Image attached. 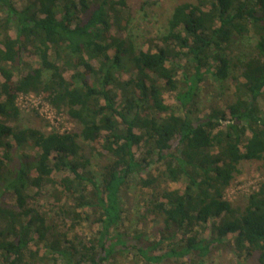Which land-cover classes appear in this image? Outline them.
Listing matches in <instances>:
<instances>
[{
    "label": "trees",
    "instance_id": "16d2710c",
    "mask_svg": "<svg viewBox=\"0 0 264 264\" xmlns=\"http://www.w3.org/2000/svg\"><path fill=\"white\" fill-rule=\"evenodd\" d=\"M126 9V0H0V264H123L130 255L207 264L230 246L264 264V182L243 208L226 198L243 162L264 161V0L176 5L146 51L129 35ZM239 45L251 47L243 58ZM233 69L242 79L233 101L202 115L200 85L222 86ZM20 95L77 128L21 129ZM160 179L181 188L157 190ZM132 180L152 189L139 220L161 218L157 238L126 233L121 194ZM48 197L54 218L38 202ZM83 224L95 228L89 241L69 240Z\"/></svg>",
    "mask_w": 264,
    "mask_h": 264
},
{
    "label": "rangeland",
    "instance_id": "374dc122",
    "mask_svg": "<svg viewBox=\"0 0 264 264\" xmlns=\"http://www.w3.org/2000/svg\"><path fill=\"white\" fill-rule=\"evenodd\" d=\"M15 5L19 7L20 0H13ZM196 0H126L127 9L124 10V14L131 15V25L129 35H131L132 41L135 43L137 50L146 51L150 49V41H154L156 38L163 35L167 27V21L170 17L173 8L176 5L182 3H195ZM116 8H119L117 6ZM252 45L253 40H249ZM251 47L249 45H239L234 49V54L238 58H243V54H248ZM153 51V50H152ZM237 78V80H233ZM124 80L128 79V75L122 76ZM209 78V77H208ZM204 81L200 85V97L198 101V107L200 113L203 115L206 112H210L213 108L225 110L226 105L233 101L235 84L242 79L239 75L238 69H233L230 77L222 86L211 80ZM1 80V79H0ZM166 102L171 104L175 101V94L164 93ZM36 101L35 97L29 96L28 100H21L18 102L20 115L18 118L17 126L21 129L32 128L41 130L43 132H50L56 130L59 133L71 132L77 128V125L67 118L64 114H52L50 112L42 113L32 108L33 102ZM261 108L264 110V102L261 101ZM45 112V111H44ZM46 114V115H45ZM37 115V117H36ZM47 116V118L45 117ZM47 124V126L45 125ZM27 158L34 157L36 150L25 152ZM84 154L92 160V163L100 165L104 161L100 158H93L89 148L84 149ZM156 173V170H153ZM264 178V161L263 162H243L240 166V174L231 183L226 191V198L230 203L243 208L246 205L249 192L257 185V183ZM156 189H180L181 186L177 184H164L160 179L156 184ZM151 188H141L136 180H132L129 188L121 194V200L124 210L125 225L124 228L127 234H131L134 228L143 230L150 238H157V232L162 227L161 218L145 217L139 220L145 211V200L147 196L152 192ZM64 199V198H62ZM6 202L13 205V200L7 198ZM39 204H43L41 211L46 212L49 218L56 216V211L52 208L53 199L48 197L43 201H38ZM51 204V205H49ZM136 220L140 224L136 223ZM61 231H67L69 225H59ZM94 227L83 224L76 229L68 232V239L80 241L86 244L91 238ZM35 250V247H31ZM42 253V250H41ZM40 253V254H41ZM234 252V247H224L211 256L207 264H258L257 259H245L244 257H238ZM123 264H146L141 258L130 255L128 258L122 260ZM29 264H33L30 262ZM52 264V263H49ZM60 264V263H58ZM164 264H179L175 260H171Z\"/></svg>",
    "mask_w": 264,
    "mask_h": 264
},
{
    "label": "built area",
    "instance_id": "2783aa9c",
    "mask_svg": "<svg viewBox=\"0 0 264 264\" xmlns=\"http://www.w3.org/2000/svg\"><path fill=\"white\" fill-rule=\"evenodd\" d=\"M28 98H29V96L20 95L18 97V99H17V106H18V102L19 101H21V100H28ZM35 100L36 101H34L31 106H32L33 109H35L37 112H39L41 116H42L41 111H42L43 114L44 113H47V112H50L52 114H55L54 111L52 110V108L46 102H43L42 99L35 98ZM45 117L47 118V116H45ZM262 182H264V178L257 183V185L253 188V190L251 192H249V194H251L252 192H256Z\"/></svg>",
    "mask_w": 264,
    "mask_h": 264
}]
</instances>
